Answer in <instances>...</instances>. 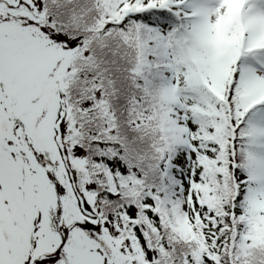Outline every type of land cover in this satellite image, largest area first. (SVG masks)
<instances>
[{"label":"snow or ice","instance_id":"obj_1","mask_svg":"<svg viewBox=\"0 0 264 264\" xmlns=\"http://www.w3.org/2000/svg\"><path fill=\"white\" fill-rule=\"evenodd\" d=\"M0 264H264V0H0Z\"/></svg>","mask_w":264,"mask_h":264}]
</instances>
